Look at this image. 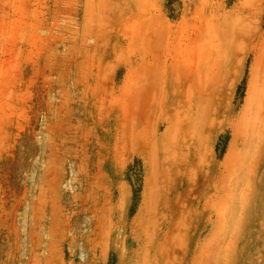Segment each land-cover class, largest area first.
<instances>
[{"label":"rangeland","instance_id":"374dc122","mask_svg":"<svg viewBox=\"0 0 264 264\" xmlns=\"http://www.w3.org/2000/svg\"><path fill=\"white\" fill-rule=\"evenodd\" d=\"M46 263L264 264V0H0V264Z\"/></svg>","mask_w":264,"mask_h":264},{"label":"bare ground","instance_id":"6f19581e","mask_svg":"<svg viewBox=\"0 0 264 264\" xmlns=\"http://www.w3.org/2000/svg\"><path fill=\"white\" fill-rule=\"evenodd\" d=\"M184 69V68H183ZM196 72V71H195ZM64 262V261H63ZM69 262V261H68ZM46 264H48V263H46Z\"/></svg>","mask_w":264,"mask_h":264}]
</instances>
